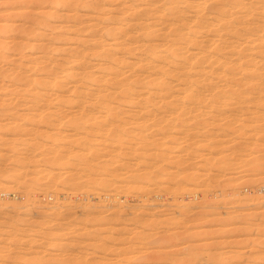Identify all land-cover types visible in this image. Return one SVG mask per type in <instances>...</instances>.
<instances>
[{"label": "rangeland", "instance_id": "374dc122", "mask_svg": "<svg viewBox=\"0 0 264 264\" xmlns=\"http://www.w3.org/2000/svg\"><path fill=\"white\" fill-rule=\"evenodd\" d=\"M154 1L160 0H0L1 264H264V84L248 83L247 73L232 69L226 81L216 74L193 84L184 77L171 78L156 88L141 89L132 101H73L65 97L67 91L65 98L55 101L46 91V99L34 103L22 93L29 76L47 79L51 73L64 80L68 91L82 83L85 71L106 79L109 70L99 72V67L110 64L111 57L128 58L129 63L117 66L120 73H138L132 65L145 54V47L154 50L164 41L160 33L142 35L139 44L144 48L131 44L138 50L126 53V39L136 34L128 23L134 25L139 22L135 19L146 17L145 10L157 8V3L151 7ZM249 1L253 8L254 0ZM213 2H205L201 13L214 9ZM254 8L248 10L246 23L264 17ZM192 13L190 22H184L193 23ZM104 24L122 25L129 35L109 37L103 33ZM207 34L203 33L211 40ZM243 48V56L251 53L247 45ZM92 50H99V55ZM243 56L242 61L247 58ZM254 56L264 60L259 53ZM160 58L151 62L158 59L162 65ZM64 71L72 75L67 80ZM103 85H91L90 90L99 92Z\"/></svg>", "mask_w": 264, "mask_h": 264}, {"label": "bare ground", "instance_id": "6f19581e", "mask_svg": "<svg viewBox=\"0 0 264 264\" xmlns=\"http://www.w3.org/2000/svg\"><path fill=\"white\" fill-rule=\"evenodd\" d=\"M158 1V0H157ZM209 2V0H160L158 2H162L161 5L160 3L158 4V2H152L151 7H153L152 5L154 3H157V8L155 6L153 8L147 9L144 11L143 15H145L146 17L141 18V19H135L139 22L135 23L134 25L131 24L132 22L128 23V27L130 26L132 29H134V31L136 32V35H130L128 36V38L126 37L127 34L129 35V30H123L122 29V25H117L116 27L112 26L110 24H107L105 26H103V31L99 28V31H102L103 33L110 35L109 37L113 36V37H123L127 38L126 40V44L127 46H125V50L124 52L126 53H130L131 51H135L136 49L138 50L139 47L143 46V43L139 44V37L140 36H145L147 37L148 35H153V34H157L160 33L163 36V41L164 43L163 46L161 47V45L159 46V48L157 47V49H152V50H147L145 47V54H142L143 56L138 58L139 60L137 64L136 63H132L129 64V66L132 68L135 65L136 66V71L138 70L139 72H135L136 74L131 75L128 72H125L127 74L123 72L120 73V71H117L116 68L117 66H122L123 64L129 63L127 62L126 57L123 58H114L111 57V63L108 64L107 66H103V67H99V72H103L105 70H109V72L107 71V78L106 79H99L97 78V76H95V74L93 72L90 71H85L83 72V74L80 76L82 83H80V85L74 86L73 88H71L69 91L65 90V85L66 83H64L63 79H59L53 76V74L50 75L53 77H50L49 72H48V76L47 79H36L37 77H30L27 73V75L29 77H25V89L24 91H22V93L27 96L31 101H42L43 99L45 100V96L44 94L48 92L52 93L51 95H55L54 97L52 96V98L56 101V100H60V98H65L68 97L69 100H92V99H96V100H100L101 101H132L133 99H135L136 97L139 96L140 90L144 89V88H149L152 89L153 87L156 88L155 86L158 84H162V83H167L171 80V78H177L178 80L181 79L180 77H184L186 79V82L188 83H201V82H205L207 80L210 79V77L213 74L217 75V78L221 81H226L228 80V76L230 73H233L232 69H235V71H237V73L240 74H244L247 73L246 76V80L248 83H261L264 84V60H260L257 61L256 57L254 56V53H259L261 55V57H263L264 59V17L262 18V15L264 16V0H254V9H258L259 11H261L263 14L261 15L262 19H258L257 21L253 22V24L251 22H245L244 18L245 16L249 13L248 10H251L253 8H250L248 6V2L251 3L249 0L248 2L246 0H212L214 1L217 7H214L215 5H212L210 8H217L216 10L214 9H209L206 8L208 10H210V12L207 11V13H201L203 10V5L205 2ZM213 2V3H214ZM146 3V2H145ZM139 4V3H138ZM148 4V3H147ZM160 5V7L158 6ZM207 4H205L206 6ZM132 6V5H131ZM128 7V6H127ZM159 7V8H158ZM209 7V6H207ZM137 8V7H136ZM95 9V8H94ZM135 9V8H134ZM133 9V10H134ZM214 11V12H213ZM126 12V11H125ZM194 13V19H193V23H189V20L191 19V17H188L189 13ZM251 12V11H250ZM253 12V11H252ZM109 13V12H108ZM192 13V14H193ZM258 13V12H257ZM153 15V16H152ZM256 15V14H254ZM190 18V19H189ZM249 18V17H248ZM103 19V18H102ZM189 19V20H187ZM256 19V18H255ZM121 20V19H120ZM188 21V22H184V21ZM93 21V20H92ZM91 22V21H89ZM105 22V21H104ZM107 22V21H106ZM93 23V22H92ZM108 23V22H107ZM187 23V25L185 26V24ZM252 25H251V24ZM82 24V23H81ZM90 24V23H89ZM113 24V23H112ZM117 24V23H116ZM124 24V23H123ZM126 24V22H125ZM133 26H131V25ZM184 24V25H183ZM79 25V24H78ZM162 25L160 28H158L157 26ZM189 25V26H188ZM80 26V25H79ZM83 26V25H81ZM91 28L93 26L90 25ZM96 26V25H95ZM125 28L126 26L123 25ZM165 26V27H164ZM78 27V26H77ZM89 27V26H88ZM129 27V28H130ZM90 28V27H89ZM101 28V27H100ZM162 28V29H161ZM166 31H165V29ZM184 28H187L186 30H184ZM91 30V29H90ZM95 30V28H94ZM87 31V30H86ZM75 32V31H74ZM85 32V31H84ZM95 32V31H94ZM83 33V32H82ZM203 33L206 35L207 33L210 34L212 37L210 38L211 40H207V38L205 37V35H203ZM85 34V33H84ZM98 34V33H97ZM132 34V33H131ZM207 34V37L209 36ZM95 36V34H94ZM93 36V37H94ZM106 36V35H105ZM205 37V40L207 41H212L211 43L209 42V44H207L204 40H201L202 38L200 37ZM89 37V36H88ZM98 37V36H97ZM101 37V36H99ZM108 37V38H109ZM85 38V37H84ZM149 38V37H148ZM200 38V39H199ZM90 39V38H89ZM94 39V38H93ZM99 42H102L104 40H101L100 38ZM142 39V38H141ZM140 39V40H141ZM147 39V38H144ZM91 40V39H90ZM101 40V41H100ZM114 40V39H113ZM112 40V42H113ZM81 41V40H80ZM92 41V40H91ZM90 41V42H91ZM94 41V40H93ZM96 41V39H95ZM98 41V40H97ZM117 40H114V42ZM204 41V42H203ZM82 42V41H81ZM80 42V43H81ZM87 42V41H85ZM99 42H96L98 44H100ZM111 42V43H112ZM96 43H92L96 44ZM116 44L118 42H115ZM97 44V45H98ZM108 44V43H107ZM105 43V45H107ZM133 44H137L138 48H135L137 46H135V49H132V47L130 45ZM77 45V44H76ZM83 45V44H81ZM104 45V43L102 44ZM111 45V44H108ZM114 45V44H113ZM243 45H247V49L249 51H251V53L247 54L246 56L242 54V50ZM95 46V45H94ZM93 46V47H94ZM100 46V45H99ZM112 46V45H111ZM145 46V45H144ZM143 46V48H144ZM149 46V45H148ZM81 47V46H80ZM104 48L106 46H103ZM194 47L195 48V52H188V50H190V48ZM85 48V46H84ZM95 49H98L97 47H94ZM103 48V49H104ZM107 48V47H106ZM105 48V49H106ZM110 48V47H108ZM112 48V47H111ZM32 49V48H31ZM45 49V48H44ZM102 49V50H103ZM104 49L103 53L108 55V52ZM254 49H258L256 50V52L252 53V51H254ZM101 50V51H102ZM136 50V51H137ZM192 50V49H191ZM247 50V51H248ZM94 52H91L92 54H97L99 50L96 51L92 50ZM135 51V52H136ZM144 51V49L142 50ZM80 52V50H79ZM85 52V51H84ZM131 52V53H132ZM141 52V49H140ZM140 52L138 53V55L140 54ZM188 52V55L186 53ZM77 53V52H76ZM83 53V52H82ZM101 53V52H100ZM102 53V54H103ZM190 53V54H189ZM246 53V52H243ZM186 54V55H184ZM99 55V54H97ZM96 55V56H97ZM116 55V54H115ZM141 55V54H140ZM182 55L184 58H182ZM80 56V55H78ZM87 56V55H86ZM105 56V55H104ZM160 56L164 59L162 61V65L161 63L159 64L158 59L160 58ZM247 57L245 58L243 61L241 60V57ZM39 57V56H38ZM77 57V56H76ZM81 57V56H80ZM85 57L82 56V58ZM106 57V56H105ZM75 58V57H74ZM79 58V57H78ZM77 58V60H78ZM136 58V59H137ZM156 63L158 61V64L151 62L153 61V59H156ZM242 58V59H243ZM37 59V58H36ZM35 59V60H36ZM81 59V58H80ZM130 59V58H129ZM161 59V58H160ZM34 60V59H33ZM73 60V59H72ZM76 60V61H77ZM84 60V59H82ZM88 60V58H87ZM259 60V58H258ZM85 61V60H84ZM93 61V60H92ZM135 62V61H134ZM64 64V63H63ZM92 64V63H91ZM121 64V65H120ZM94 65V64H93ZM99 65V64H98ZM234 65L235 68H231V66ZM60 66V65H59ZM62 66V64H61ZM134 66V67H135ZM53 67V66H52ZM63 67V66H62ZM26 68V67H25ZM83 68H87V66L84 64ZM120 68V67H119ZM97 69V68H96ZM135 69V68H133ZM61 72L63 71L62 68L60 69ZM87 70V69H85ZM24 71V70H23ZM27 71V70H26ZM134 71V70H133ZM132 72V71H131ZM10 73V72H9ZM63 76L66 78L69 75H71V73H65V71L63 72ZM106 73V72H105ZM23 74V73H22ZM21 74V75H22ZM46 74V73H45ZM57 74V73H56ZM97 74H101V73H97ZM123 74V75H122ZM125 74V75H124ZM133 74V73H132ZM138 74V75H137ZM25 75V74H24ZM122 75V76H121ZM18 76V75H17ZM57 76V75H56ZM58 76H60V74H58ZM62 76V75H61ZM62 76V78H63ZM13 77V75H12ZM49 77V79H48ZM21 78V77H20ZM45 78V77H44ZM64 78V79H65ZM183 78V79H184ZM18 79V78H17ZM68 78H66L67 80ZM184 79V80H185ZM213 79V78H212ZM14 80V79H13ZM63 80V81H62ZM80 80V78H79ZM23 81V80H22ZM21 81V82H22ZM80 82V81H79ZM179 82V81H178ZM97 83H101L104 84L103 85V89L100 90L99 92L94 93L92 90H90L91 85L97 84ZM180 83H182L180 81ZM237 83V82H236ZM19 84V83H17ZM21 84V83H20ZM170 84V83H169ZM186 84V83H185ZM234 84V83H233ZM239 84V83H238ZM70 85V84H69ZM171 85V84H170ZM252 85V84H251ZM257 85V84H256ZM101 86V85H100ZM221 86V85H220ZM223 86V85H222ZM225 86V85H224ZM223 86V87H224ZM261 86V85H260ZM243 87V86H242ZM245 87V86H244ZM258 87V86H257ZM13 88V87H12ZM24 88V87H23ZM102 88V86H101ZM100 88V89H101ZM181 88V87H179ZM221 88V87H220ZM227 88V86H226ZM11 89V88H10ZM20 89V87H19ZM68 89V88H67ZM92 89V87H91ZM18 90V89H17ZM23 90V89H21ZM51 90V91H48ZM155 90V89H154ZM227 90V89H226ZM225 90V91H226ZM239 90V89H238ZM256 90V89H255ZM14 91V90H13ZM47 91V92H46ZM66 91L68 92V95L64 97V93H66ZM161 91V90H160ZM189 91V90H188ZM151 92V91H150ZM159 92V91H158ZM213 92V91H212ZM230 92V91H229ZM253 92V91H252ZM259 92V91H258ZM264 92V91H263ZM145 93V92H144ZM152 93V92H151ZM217 93V92H216ZM239 93V91H238ZM161 94V93H160ZM199 94V93H198ZM235 94V93H234ZM259 94V93H258ZM17 95V94H16ZM23 95V96H24ZM50 95V94H49ZM159 95V94H158ZM157 95V97H158ZM248 95V94H247ZM252 95V94H251ZM22 96V95H21ZM150 96V94H149ZM48 97V96H47ZM50 97V96H49ZM199 97V96H198ZM209 98V97H208ZM206 98V100L208 99ZM211 98V97H210ZM219 98V97H218ZM250 98V97H249ZM262 98V97H260ZM1 99V98H0ZM6 99V98H5ZM26 99V98H25ZM148 99V98H147ZM160 99V98H159ZM240 99V98H239ZM15 100V99H12ZM47 100H49L47 98ZM51 100V97H50ZM68 100V101H69ZM164 100V99H162ZM199 100V99H198ZM211 100V99H210ZM214 101V99H212ZM211 100V101H212ZM10 101V100H9ZM52 101V100H51ZM66 101V100H64ZM67 101V103H68ZM138 101V100H137ZM149 101V100H147ZM183 101V100H182ZM217 101V100H216ZM242 101V99H241ZM255 101V100H254ZM253 101V102H254ZM44 102V101H43ZM48 102V101H47ZM54 102V101H53ZM60 101H58L59 103ZM61 102H63L61 100ZM105 102V103H106ZM136 102V101H135ZM150 102V101H149ZM194 102V101H193ZM203 102V101H202ZM210 102V101H209ZM224 102V101H223ZM237 102V101H236ZM243 102V101H242ZM6 103V102H5ZM25 103V102H24ZM57 103V102H56ZM70 103V102H69ZM72 103V102H71ZM99 103V102H98ZM97 103V104H98ZM103 103V102H102ZM133 103V102H132ZM144 103V102H143ZM207 103V101H206ZM206 103L204 104L205 106ZM27 104V103H26ZM40 104V102L38 103ZM96 104V102H95ZM107 104V103H106ZM137 104V102H136ZM195 104V102H194ZM237 104V103H236ZM247 104V103H246ZM29 105V104H28ZM33 104H31L32 106ZM53 105V104H52ZM58 105V104H57ZM66 105V104H65ZM125 105V104H124ZM158 105V104H157ZM188 105V104H187ZM219 105V104H218ZM40 105H38L39 107ZM104 106V104L102 105ZM111 106V104H110ZM113 106V105H112ZM127 106V105H126ZM125 106V107H126ZM156 106V105H155ZM217 106V105H216ZM225 106V105H223ZM25 107V105H24ZM37 107V108H38ZM94 107V106H93ZM100 107V106H99ZM118 107V106H117ZM173 107V106H172ZM190 107V106H189ZM211 107V105H210ZM222 107V106H221ZM251 107V106H250ZM55 108V107H54ZM57 108V107H56ZM108 108L107 105L105 106V109ZM111 107L108 108V110ZM115 108V107H114ZM149 108V107H148ZM181 108V107H180ZM188 108V107H187ZM220 108V107H219ZM227 108V106H226ZM254 108V107H253ZM23 109V108H21ZM102 109V107H101ZM112 109V108H111ZM110 109V110H111ZM125 109V108H124ZM228 109V108H227ZM3 110V109H2ZM6 110V109H5ZM36 110V107H35ZM56 110V109H55ZM107 110V111H108ZM109 110V111H110ZM117 110V109H116ZM115 110V111H116ZM127 110V109H126ZM162 110V109H161ZM197 110H199L197 108ZM211 110V109H210ZM260 110V109H259ZM15 111V110H14ZM28 111V110H27ZM38 111V109L36 110ZM95 111V110H94ZM120 111V110H119ZM141 111V110H140ZM152 111V110H151ZM178 111V110H177ZM205 111V110H204ZM231 111V110H230ZM256 111V110H255ZM16 112V111H15ZM29 112V111H28ZM42 112V111H41ZM46 112V110H45ZM48 112V111H47ZM81 112V111H80ZM79 112V113H80ZM86 112V111H85ZM117 112V111H116ZM154 112V111H152ZM211 112V111H210ZM19 113V112H18ZM83 113V112H82ZM91 113V112H90ZM110 113V112H109ZM135 113V112H134ZM141 113V112H140ZM139 113V114H140ZM144 113V112H143ZM39 114L41 115V113L39 112ZM126 114V113H125ZM124 114V115H125ZM128 114V113H127ZM148 114V113H147ZM146 114V115H147ZM202 114V113H201ZM214 114V113H213ZM240 114V112H239ZM262 114V113H261ZM11 115V114H10ZM49 115V114H48ZM62 115V114H61ZM110 115V114H108ZM107 115V116H108ZM115 115V114H113ZM244 115V114H243ZM5 116V115H3ZM18 116V115H17ZM27 116V115H26ZM37 116V115H35ZM96 116V115H95ZM111 116V115H110ZM121 116V115H120ZM212 116V115H211ZM25 117V116H23ZM42 117H44L42 115ZM113 117V116H112ZM210 117V116H209ZM31 118V117H30ZM33 118V117H32ZM51 118V117H50ZM115 118V117H114ZM252 118V117H250ZM90 119V118H89ZM112 119V118H111ZM228 119V118H227ZM43 120V119H42ZM56 120V119H54ZM120 120V119H119ZM144 120V119H143ZM39 121V120H38ZM57 121V120H56ZM60 121V120H59ZM126 121V120H125ZM45 122V121H44ZM74 122V121H73ZM73 122H70L71 124H74ZM77 122V120H76ZM75 122V123H76ZM130 122V121H129ZM238 122V121H237ZM244 122V121H243ZM19 123V122H18ZM22 123V122H21ZM25 123V122H24ZM38 123V122H36ZM78 123V122H77ZM132 123V122H131ZM4 124V122H3ZM40 124V123H39ZM60 124V123H59ZM68 124V126H71ZM86 124V123H85ZM110 124V123H109ZM197 124V123H196ZM242 124V123H241ZM9 125V124H8ZM7 125V126H8ZM25 125V124H24ZM35 125V124H34ZM129 125V124H128ZM131 125V124H130ZM215 125V124H214ZM252 125V124H251ZM17 126V125H16ZM23 126V125H22ZM74 127L76 125H73ZM87 126V124H86ZM91 126H94L91 125ZM110 126V125H109ZM157 126V125H156ZM247 126V125H246ZM39 127V126H38ZM45 127V126H44ZM58 127V126H57ZM56 127V128H57ZM78 127V126H77ZM105 127V126H104ZM126 127V126H125ZM134 127V126H133ZM218 127V126H217ZM8 128V127H7ZM27 128V127H26ZM61 128V127H60ZM64 128V127H63ZM98 128V127H97ZM121 128V127H120ZM137 128V127H135ZM139 128V127H138ZM151 128V127H150ZM13 129V128H12ZM24 129V128H23ZM35 129V128H34ZM114 129V128H113ZM126 129V128H125ZM209 129V128H208ZM250 129V128H249ZM25 130V129H24ZM41 130V129H40ZM43 130V129H42ZM41 130V131H42ZM64 130V129H63ZM109 130V128H108ZM120 130V129H119ZM160 130V129H159ZM50 131V130H49ZM77 131V130H75ZM132 131V130H131ZM170 131V130H169ZM168 131V132H169ZM177 131V130H176ZM221 131V130H220ZM23 132V131H22ZM27 132V131H26ZM24 132V133H26ZM39 132V131H38ZM43 132V131H42ZM57 132V131H56ZM90 132V131H89ZM130 132V131H129ZM133 132V131H132ZM140 132V131H139ZM164 132V131H163ZM201 132V131H200ZM229 132V131H228ZM247 132V131H246ZM12 133V132H11ZM45 133V132H44ZM47 133V132H46ZM50 133V132H49ZM64 133V132H63ZM67 133V132H66ZM71 133V132H70ZM74 133V132H72ZM105 133L107 134V132L105 131ZM114 133H116L114 131ZM112 133V134H114ZM128 133V132H127ZM178 133V132H177ZM218 133V132H217ZM238 133V131H237ZM51 134V133H50ZM56 134V133H55ZM85 134V132H84ZM185 134V133H184ZM195 134V133H194ZM240 134V133H239ZM243 134V133H242ZM248 134V133H247ZM40 135V134H39ZM54 135V134H53ZM88 135V134H87ZM110 135V134H109ZM108 135V136H109ZM116 135V134H115ZM187 135V134H186ZM228 135V134H227ZM26 136V135H25ZM58 136V135H57ZM70 136V135H69ZM84 136V135H83ZM98 136V135H97ZM195 136V135H194ZM198 136V135H197ZM2 137V136H1ZM14 137V136H13ZM19 137V136H18ZM41 137V136H40ZM47 137V136H46ZM50 137V136H48ZM104 137V136H103ZM111 137V136H110ZM193 137V136H192ZM35 138V137H34ZM54 138V137H53ZM58 138V137H57ZM72 138V137H71ZM83 138V137H82ZM86 138V137H85ZM127 137H125L126 139ZM230 138V137H229ZM247 138V137H246ZM11 139V138H10ZM16 139V138H15ZM43 139V138H42ZM49 139V138H47ZM67 139V138H66ZM70 139V138H69ZM81 139V138H80ZM119 139V138H118ZM130 139V138H128ZM159 139V138H158ZM192 139V138H191ZM208 139V138H207ZM30 140V139H29ZM51 140H55V139H51ZM68 140V139H67ZM88 140V139H87ZM117 140V139H116ZM139 140V139H138ZM147 140V139H146ZM145 140V141H146ZM27 141V140H26ZM35 141V139H34ZM74 141H76L74 139ZM97 141V140H96ZM174 141V140H173ZM37 142V141H36ZM44 142V141H43ZM72 142V141H71ZM119 142V141H118ZM131 142V139H130ZM135 142V141H134ZM138 142V141H137ZM154 142V140H153ZM186 142V141H185ZM1 143V142H0ZM41 143V141H40ZM57 143V142H56ZM55 143V144H56ZM66 143V142H65ZM79 143V141H78ZM81 143V142H80ZM79 143V144H80ZM132 143V142H131ZM151 143V141H150ZM192 143V142H191ZM77 143H75L76 145ZM87 144V143H86ZM115 144V142H114ZM140 144V143H139ZM19 145V144H18ZM31 145V144H30ZM47 145V144H46ZM84 145V144H83ZM122 145V144H121ZM147 145V144H146ZM159 145V144H158ZM161 145V143H160ZM159 145V146H160ZM190 145V144H189ZM20 146V145H19ZM18 146V147H19ZM38 146V145H37ZM67 146V145H66ZM65 146V147H66ZM111 146V145H110ZM148 146V145H147ZM152 146V145H151ZM154 146V145H153ZM163 146V145H162ZM168 146V145H167ZM203 146V145H202ZM210 146V145H209ZM223 146V145H221ZM17 147V148H18ZM42 147V144L41 146ZM74 147V146H73ZM208 147V146H207ZM16 148V146H15ZM54 148V147H53ZM167 148V147H166ZM165 148V149H166ZM212 148V147H211ZM214 148V147H213ZM6 149V148H5ZM57 149V148H56ZM87 149V148H86ZM90 149V148H89ZM151 149V148H150ZM164 149V148H163ZM31 150V149H30ZM38 150V148H37ZM55 150V149H54ZM65 150V149H64ZM93 150V149H92ZM103 150V149H102ZM118 150V149H117ZM173 150V149H172ZM198 150V149H197ZM88 151V150H87ZM94 151V150H93ZM101 151V150H100ZM133 151V150H132ZM137 151V150H136ZM14 152V151H13ZM34 152V151H33ZM52 152V151H51ZM55 152V151H54ZM76 152V151H75ZM74 152V153H75ZM79 152V151H78ZM82 152V151H81ZM108 152V149H107ZM119 152V151H118ZM142 152V151H141ZM12 153V152H11ZM46 153V152H44ZM91 153V152H90ZM113 153V152H112ZM121 153V152H120ZM137 153V152H136ZM10 154V153H9ZM57 154V153H56ZM60 154V153H59ZM70 154V153H69ZM78 154V153H77ZM118 154V153H117ZM155 154V152H154ZM166 154V153H165ZM26 155V154H25ZM63 155V154H62ZM73 155V153H72ZM87 155V154H86ZM96 155V154H95ZM116 155V154H115ZM133 155V154H132ZM162 155V154H161ZM46 156V155H45ZM68 156V155H67ZM101 156V155H100ZM109 156V155H108ZM129 156V155H128ZM181 156V155H180ZM57 157V156H56ZM72 157V156H71ZM90 157V154H89ZM115 157V156H114ZM131 157V156H129ZM128 157V158H129ZM174 157V156H173ZM13 158V157H11ZM24 158V157H23ZM35 158V157H34ZM53 158V157H52ZM100 158V157H98ZM118 158V157H117ZM147 158V157H146ZM232 158V157H231ZM8 159V158H7ZM22 159V158H21ZM79 159V158H78ZM144 159V158H143ZM151 159V158H150ZM155 159V158H154ZM10 160V159H9ZM15 160V159H14ZM52 160V159H51ZM58 159H56L57 161ZM65 160V159H64ZM75 160V159H74ZM103 160V159H102ZM101 160V161H102ZM109 160H111L109 158ZM141 160V159H140ZM172 160V159H171ZM8 161V160H7ZM23 161V159H22ZM21 161V162H22ZM28 161V160H26ZM63 161V160H62ZM72 161V160H71ZM113 161V160H112ZM163 161V160H162ZM161 161V162H162ZM4 162V161H3ZM35 162V161H34ZM98 162V161H97ZM96 162V163H97ZM107 162V161H106ZM145 162V161H144ZM148 162V161H147ZM67 163V161H66ZM90 163V162H89ZM95 163V162H94ZM92 163V164H94ZM206 163V162H205ZM17 164V163H16ZM50 164V163H49ZM60 164V163H58ZM79 164V163H78ZM106 164V163H105ZM119 164V162H118ZM132 164V163H131ZM139 164V163H138ZM145 164V163H144ZM158 164V163H157ZM33 165V164H32ZM41 165V164H40ZM47 165V164H46ZM45 165V166H46ZM63 165V164H62ZM61 165V166H62ZM70 165V164H69ZM135 165V164H134ZM170 165V164H168ZM34 166V165H33ZM58 166V165H57ZM65 166V163H64ZM71 166V165H70ZM68 166V167H70ZM91 166V165H90ZM99 166V164L97 165ZM96 166V167H97ZM113 166V165H112ZM155 166V165H153ZM17 167V166H16ZM41 167V166H40ZM39 167V168H40ZM74 167V165H73ZM170 167V166H169ZM45 168V167H44ZM65 168V167H64ZM67 168V167H66ZM112 168V167H110ZM26 169V168H25ZM28 169V168H27ZM50 169V168H49ZM63 169V168H62ZM80 169V168H79ZM87 169V168H86ZM106 169V168H105ZM42 170V169H41ZM85 170V169H84ZM96 170V169H95ZM142 170V169H139ZM158 170V169H157ZM163 170V169H162ZM6 171V170H5ZM24 171V170H23ZM49 172V170H48ZM55 172V171H54ZM80 172V171H79ZM92 172V171H91ZM94 172V170H93ZM123 172V171H122ZM121 172V173H122ZM161 172V171H160ZM38 173V172H37ZM70 173V171H69ZM105 173V172H103ZM132 173V171H131ZM137 173V172H135ZM44 174V173H43ZM66 174V173H65ZM80 174V173H79ZM97 174V173H96ZM120 174V173H119ZM178 174V173H177ZM182 174V173H181ZM189 174V173H188ZM9 175V174H8ZM28 175V174H27ZM33 175V174H32ZM47 175V174H46ZM49 175V174H48ZM139 175V174H138ZM156 175V174H155ZM171 175V174H170ZM31 176V175H30ZM29 176V177H30ZM79 176V175H78ZM104 176V174H103ZM116 176V175H115ZM151 176V175H150ZM1 177V176H0ZM40 177V176H39ZM59 177V176H58ZM91 177V176H90ZM93 177V176H92ZM117 177V176H116ZM120 177V176H119ZM124 177V176H123ZM136 177V176H135ZM175 177V176H174ZM180 177V176H179ZM33 178V177H32ZM50 178V177H49ZM71 178V177H70ZM108 178V177H107ZM138 178V177H137ZM168 178V177H167ZM183 178V177H182ZM6 179V178H4ZM27 179V178H26ZM57 179V178H56ZM60 179V178H59ZM97 179V178H96ZM23 180V179H22ZM30 180V179H29ZM43 180V179H42ZM92 180V179H91ZM100 180V179H99ZM114 180H116L114 178ZM123 180V178L121 179ZM125 180V179H124ZM17 181V180H16ZM25 181V180H24ZM120 181V180H119ZM170 181V180H169ZM49 182V181H48ZM52 182V181H51ZM55 182V181H54ZM99 182V181H98ZM168 182V181H167ZM194 181H192L193 183ZM19 183V182H18ZM29 183V182H28ZM188 183V180H187ZM1 184V183H0ZM6 184V183H5ZM21 184V183H20ZM50 184V183H49ZM55 184V183H54ZM53 184V185H54ZM60 183H58L59 185ZM124 184V183H123ZM194 184V183H193ZM9 185V184H7ZM62 185V184H61ZM98 185V184H97ZM112 185V183H111ZM115 185V184H114ZM117 185V184H116ZM132 185V184H130ZM143 185V184H142ZM195 185V184H194ZM43 186V185H42ZM50 186V185H49ZM109 186V184H108ZM121 186V185H120ZM123 186V185H122ZM129 186V185H128ZM134 186V185H133ZM137 186V185H136ZM144 186V185H143ZM17 187V186H16ZM90 187V186H89ZM132 187V186H131ZM145 187V186H144ZM143 187V188H144ZM179 187V186H178ZM12 188V187H11ZM15 188V187H14ZM61 188V187H60ZM69 188V187H68ZM99 188V187H98ZM103 188V187H102ZM112 188V187H111ZM110 188V189H111ZM118 188V187H117ZM127 189H131L130 186L129 188L126 187ZM133 188V187H132ZM139 188V187H138ZM146 188V187H145ZM165 188V187H163ZM168 188V187H167ZM189 188V187H188ZM192 188V187H191ZM51 189V188H50ZM77 189V188H76ZM86 189V188H85ZM121 189V188H120ZM126 189V191H127ZM134 190L136 189L135 187L133 188ZM150 189V188H149ZM170 189V188H169ZM173 189V188H172ZM10 190V189H9ZM20 190V189H19ZM31 190V189H30ZM75 190V189H74ZM90 190V189H88ZM116 190V189H115ZM123 190V189H122ZM132 190V189H131ZM174 190V189H173ZM21 191V190H20ZM39 191V190H37ZM49 191V190H48ZM77 191V190H76ZM82 191V190H81ZM121 191V190H119ZM151 191V190H150ZM180 191V190H179ZM29 192V191H28ZM61 192V191H60ZM80 192V191H79ZM84 192V191H82ZM93 192V191H92ZM96 192V191H95ZM172 192V191H171ZM24 193V192H23ZM30 193V192H29ZM35 193V191H34ZM64 193V192H61ZM66 193V191H65ZM76 193V192H75ZM89 193V192H88ZM91 193V192H90ZM117 193V191H116ZM123 193V192H122ZM128 193V191H127ZM183 193V192H182ZM43 194V193H42ZM41 194V195H42ZM81 194V193H79ZM103 194V193H102ZM155 194V193H154ZM161 194V193H160ZM176 194V192H175ZM66 195V194H65ZM73 195V194H72ZM78 195V194H76ZM75 195V196H76ZM95 195V194H94ZM119 195V194H118ZM126 195V194H125ZM29 196V195H28ZM26 196V197H28ZM111 196V193H110ZM136 196V195H135ZM177 196V195H176ZM33 197V196H32ZM40 197V196H39ZM73 197V196H72ZM80 197V196H79ZM94 197V196H93ZM24 198V196H23ZM30 198V197H29ZM105 198V197H104ZM115 198V197H114ZM118 198V197H117ZM19 199V198H18ZM33 199V198H32ZM80 199V198H79ZM86 199V198H85ZM17 200V199H16ZM21 200V199H20ZM36 200V199H35ZM55 200V199H54ZM57 200V199H56ZM109 200V199H108ZM115 200V199H114ZM33 201V200H32ZM58 201V200H57ZM81 202V201H80ZM87 202V200L85 201ZM57 203V202H56ZM84 203V201H83ZM86 204V203H84ZM27 221V220H26ZM53 222V221H52ZM16 223V222H15ZM20 226V225H19ZM69 226V225H68ZM147 227V226H146ZM75 228V227H74ZM85 228V227H84ZM87 228V227H86ZM15 229V228H14ZM18 229V228H17ZM23 229V228H21ZM86 230V229H85ZM71 231V230H70ZM77 231V230H76ZM1 232V231H0ZM35 232V231H34ZM97 232V231H96ZM2 234V233H1ZM17 234V233H16ZM123 234V233H122ZM15 235V234H14ZM73 235V234H72ZM9 237V236H8ZM35 237V236H34ZM14 238V237H13ZM16 238V237H15ZM29 239H31L30 237H28ZM7 239V238H6ZM22 239V238H21ZM27 239V238H26ZM34 239V238H33ZM128 239V238H127ZM10 240V239H9ZM41 240V239H40ZM91 240V239H90ZM20 241V240H19ZM18 241V242H19ZM35 241V240H34ZM46 241V240H45ZM64 241V240H63ZM32 242V241H31ZM30 242V243H31ZM59 242V241H58ZM97 242V241H96ZM46 245V243H45ZM6 246V245H5ZM68 247V246H67ZM8 248V246H7ZM26 248V247H25ZM30 248V247H29ZM32 248V247H31ZM42 249V248H41ZM3 250V249H2ZM36 250V249H35ZM22 251V250H21ZM117 251V250H116ZM43 252V251H42ZM6 253V252H5ZM20 253V252H19ZM25 253V252H24ZM57 253V252H56ZM2 254V253H1ZM66 254V253H65ZM43 255V254H42ZM62 255V254H61ZM33 256V255H31ZM194 256V255H193ZM44 258V257H43ZM118 259V257H117ZM115 259V260H117ZM82 260V258H81ZM3 263V262H2ZM46 263V262H45ZM189 263H191L189 261ZM1 264V263H0ZM118 264V263H117Z\"/></svg>", "mask_w": 264, "mask_h": 264}, {"label": "built area", "instance_id": "2783aa9c", "mask_svg": "<svg viewBox=\"0 0 264 264\" xmlns=\"http://www.w3.org/2000/svg\"><path fill=\"white\" fill-rule=\"evenodd\" d=\"M261 190V189H260ZM264 191V190H263Z\"/></svg>", "mask_w": 264, "mask_h": 264}]
</instances>
